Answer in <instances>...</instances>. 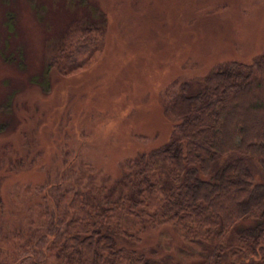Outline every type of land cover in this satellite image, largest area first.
Returning <instances> with one entry per match:
<instances>
[{"label": "rangeland", "instance_id": "1", "mask_svg": "<svg viewBox=\"0 0 264 264\" xmlns=\"http://www.w3.org/2000/svg\"><path fill=\"white\" fill-rule=\"evenodd\" d=\"M82 25L102 34L72 33ZM64 39L73 51L49 66ZM263 53L264 0H0V264H37L25 243L48 238L58 193L113 181L126 159L168 139L170 91ZM123 223L118 242L154 264L204 262V242L173 224Z\"/></svg>", "mask_w": 264, "mask_h": 264}, {"label": "trees", "instance_id": "2", "mask_svg": "<svg viewBox=\"0 0 264 264\" xmlns=\"http://www.w3.org/2000/svg\"><path fill=\"white\" fill-rule=\"evenodd\" d=\"M72 33L102 34L90 25ZM66 41L49 66L61 64L65 49L73 51ZM164 110L176 120L165 142L126 159L113 181L94 176L58 193L48 238L25 243L37 264L47 258L54 264H154L118 242L128 234L123 219L131 216L152 227L173 224L184 240L204 242L203 264H264V181L250 167L255 161L264 170V53L252 62L220 64L196 87L182 83L168 93ZM230 231L236 241L224 243ZM25 255L18 251L16 261L30 260Z\"/></svg>", "mask_w": 264, "mask_h": 264}]
</instances>
